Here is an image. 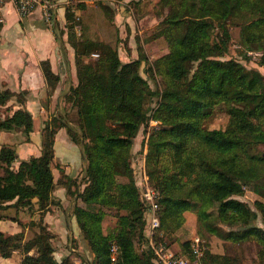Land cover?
<instances>
[{"label": "trees", "instance_id": "obj_1", "mask_svg": "<svg viewBox=\"0 0 264 264\" xmlns=\"http://www.w3.org/2000/svg\"><path fill=\"white\" fill-rule=\"evenodd\" d=\"M167 3L170 12L158 36L164 37L169 50L149 67L164 76L163 89H152L143 76L144 53L124 62L117 47L82 33L72 44L78 84L66 98L77 109L78 125L53 118L44 128L42 153L18 167L16 149L0 148V209L34 208L37 199L38 209L45 212L54 202L55 135L58 128L66 127L87 160L86 185L78 195L84 205L75 207L82 235L93 253L91 261L83 258L84 264H112L114 241L120 245L116 264H158L148 244V207L130 159L139 131L156 118L160 126L149 137L146 166L150 185L158 193L161 227L157 238L171 247L170 240L184 227L189 211L196 215L198 236L205 237V230L209 236L231 242L255 239L262 246L264 260V229L257 225L258 214L264 217V73L224 58L230 40L227 25L233 20L241 24V45L264 50V0ZM68 15L73 31L72 8ZM94 52L99 53L96 59L91 58ZM43 68L48 80L57 79L47 62ZM25 96L26 92L0 91V108H6V114L0 112V133L22 131L30 139L32 113L24 107L12 113L8 107L13 98L24 104ZM156 96L159 100L151 107ZM218 108L227 115V123L209 129L206 123ZM69 183L77 194V181ZM246 189L261 198L254 200V207L238 198ZM110 218H116V223L107 231ZM220 223L230 228L223 230ZM23 237V233L0 231L1 256L8 258L21 249L26 253L22 264H75L69 256L56 257L55 235L42 223L31 239ZM72 245L76 247L77 241ZM182 246L183 252L178 253L193 264H237L226 254L211 252L204 242L199 258L191 255L189 240ZM32 250L35 254L30 255Z\"/></svg>", "mask_w": 264, "mask_h": 264}, {"label": "crops", "instance_id": "obj_2", "mask_svg": "<svg viewBox=\"0 0 264 264\" xmlns=\"http://www.w3.org/2000/svg\"><path fill=\"white\" fill-rule=\"evenodd\" d=\"M54 1L56 8L51 24L45 20L41 7L22 17L13 2L0 3V91L8 89L14 93L26 92L24 104L13 98L9 101L8 107L12 113L24 107L34 118V130L29 140L22 131L0 133V148L9 145L17 151L16 167L21 161L42 153L44 128L53 118L73 127L78 125L77 109L70 105L66 98L71 87L78 84L75 49L72 44L80 38L82 30L79 33L75 23L74 30H70L69 9L72 8L75 17L83 16L85 34L100 40H108V35L115 34L118 46L123 45L122 39L128 37L130 41L128 36L130 12L126 11L128 0H118L117 3L110 1L111 4H116L118 10L114 20L108 24H106L107 19L104 20L97 14L94 18L90 17L91 7H96L95 0ZM80 3H84L85 7H80ZM118 3L122 4L118 5ZM73 32L75 36H72ZM120 57L124 62L130 60V56L125 53L124 55L120 53ZM45 62L56 75V80L47 79L43 68ZM139 137L138 134L135 141ZM86 168L87 160L81 145L72 140L66 127L58 128L53 159L56 183L52 194L54 202L45 212L38 209L37 199H34V208L10 206L0 209V231L6 235L23 233L26 241L39 231V225L42 223L55 235L53 245L59 260L69 256L75 264H84L83 258L91 261L93 253L82 235L75 214L76 205H84L78 195L86 185L83 181ZM70 180H75L79 184L77 194H73L72 190L76 188L74 185L70 186ZM253 194L256 199L257 196ZM14 202L15 200L8 205ZM185 217L184 227L170 240L171 248L176 252H183V242L197 233L196 215L187 211ZM115 223L116 218H110L107 222L109 227L105 229L111 230ZM73 240L77 241V252H71ZM208 242L211 252L219 254H226L225 247L231 245V241L216 235H210ZM227 253L226 255L232 257L229 252ZM29 254H35V250L30 251ZM25 255L26 253L21 249L15 250L8 258L0 254V264H22Z\"/></svg>", "mask_w": 264, "mask_h": 264}, {"label": "rangeland", "instance_id": "obj_3", "mask_svg": "<svg viewBox=\"0 0 264 264\" xmlns=\"http://www.w3.org/2000/svg\"><path fill=\"white\" fill-rule=\"evenodd\" d=\"M110 1L112 0L95 1L96 7H91L92 10H90V12H92L90 13V17L94 18L97 14V16L103 17L104 20L107 19L106 24H108V22L111 20H114L115 14L117 12L116 10H118L116 9L115 3H117L118 0H113L115 3L112 4ZM120 4L122 3H118V5ZM126 8V11L130 12V29L128 31L130 41L128 37L126 39H122L123 45L118 46L115 34L108 35V40L101 41L117 47L119 53L123 55L124 53L125 55L127 54L130 56V60L137 59V57L142 55L141 53H144V55L147 56V60L142 63V74L148 79L152 89L161 91L164 87V76L159 72H156L155 68L150 71L149 67H152V64L155 62V60L166 54L169 50L167 41L164 39V37H159L158 35L161 32L160 29L162 28L161 22L170 12V6L167 3V0H128V6H126ZM77 22L82 27V33H84L83 16H80V19L77 20ZM238 22L241 23V20H238ZM106 27L108 28L109 26L107 25ZM240 27L241 24H236L235 20L227 25L230 34V40L228 43V50L224 55V58H234L240 61L245 67L255 68L261 73H264V50H250L246 49L244 45H241ZM141 30H143L142 33L140 32ZM83 36L95 39L87 33H84ZM96 40L100 39L96 38ZM98 57L99 53L97 52L91 54V58L93 59ZM158 100L159 97L156 96L151 103V107H155ZM0 112L3 115L4 113L6 114V108L1 107ZM227 119L228 117L222 108H218L216 109L214 116L206 123V127L209 129L223 128L227 123ZM159 126L160 121L156 118H151L149 122L141 128L138 133L140 137L137 139V141L134 140V143L131 146L130 159L132 162V168L134 170V175L137 182L141 183L140 185H143L144 177L148 179L150 184V176L146 166L148 140L153 130L158 129ZM256 196V199H261L258 195ZM254 197L255 196L252 191L246 189L244 194L238 198L245 201V203L249 206L254 207ZM188 215L193 216L191 214ZM257 225L264 229V217H262L260 214H258ZM220 226L223 230H228L230 228L229 226L223 225L221 223ZM203 233L205 234V237L200 236V238L203 240L204 244L207 243L209 245V234L205 230ZM194 235H197V233ZM72 246L75 247L74 245ZM225 249L230 253L229 255L236 258L237 264H264V260L261 258L262 246L255 239H250L243 242H231V245L229 247L226 246ZM227 252L226 254H228Z\"/></svg>", "mask_w": 264, "mask_h": 264}, {"label": "built area", "instance_id": "obj_4", "mask_svg": "<svg viewBox=\"0 0 264 264\" xmlns=\"http://www.w3.org/2000/svg\"><path fill=\"white\" fill-rule=\"evenodd\" d=\"M79 1V0H78ZM13 2L19 10L22 17H26L34 9L41 7L44 12L45 20L52 23L54 19V11L56 2L54 0H0V3ZM80 16H76V30L80 33L81 26L77 22ZM80 35V34H79ZM142 199L147 205V236L148 244L153 249L158 264H192L190 258L174 251L166 240L157 238V231L161 227L159 216V203L157 201L158 193L153 188L147 178H143ZM189 249L191 255L199 258L203 252V240L198 235H194L189 239ZM71 252H77V249L71 246ZM120 255V245L118 242H112L110 246V260L112 264H116Z\"/></svg>", "mask_w": 264, "mask_h": 264}]
</instances>
